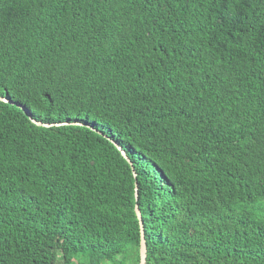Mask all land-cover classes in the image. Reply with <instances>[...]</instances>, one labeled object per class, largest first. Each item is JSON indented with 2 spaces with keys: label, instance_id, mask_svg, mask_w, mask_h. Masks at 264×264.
<instances>
[{
  "label": "trees",
  "instance_id": "16d2710c",
  "mask_svg": "<svg viewBox=\"0 0 264 264\" xmlns=\"http://www.w3.org/2000/svg\"><path fill=\"white\" fill-rule=\"evenodd\" d=\"M0 98V264H264V0H0Z\"/></svg>",
  "mask_w": 264,
  "mask_h": 264
},
{
  "label": "water",
  "instance_id": "95a60500",
  "mask_svg": "<svg viewBox=\"0 0 264 264\" xmlns=\"http://www.w3.org/2000/svg\"><path fill=\"white\" fill-rule=\"evenodd\" d=\"M0 101L2 102H8L3 98H0ZM26 115L30 117L29 113L27 111H25ZM34 123H36L38 126H53V125H58V124H50V125H46V124H41L38 122L33 121ZM59 125H63V124H59ZM110 142L120 151L122 157L127 161V163L131 166L130 164V160L126 157V155L121 151L120 147L118 146V144H116L113 140H110ZM132 169V167H131ZM133 171V169H132ZM135 201H137V192H136V184H135ZM134 211H135V215L139 221V226H140V241H139V263L138 264H146V243H145V238H144V231H143V226H142V222H141V216H140V212L139 209L137 207V205L135 204L134 207Z\"/></svg>",
  "mask_w": 264,
  "mask_h": 264
},
{
  "label": "rangeland",
  "instance_id": "374dc122",
  "mask_svg": "<svg viewBox=\"0 0 264 264\" xmlns=\"http://www.w3.org/2000/svg\"><path fill=\"white\" fill-rule=\"evenodd\" d=\"M115 261L116 264H134L133 258L129 255V252L119 255L115 259ZM56 264H60V261H58ZM71 264H88V263L82 256H79L75 260H73ZM103 264H111V263H103Z\"/></svg>",
  "mask_w": 264,
  "mask_h": 264
}]
</instances>
